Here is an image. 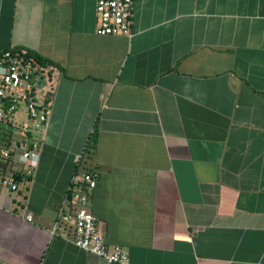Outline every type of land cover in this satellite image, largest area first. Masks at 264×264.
<instances>
[{
	"label": "crops",
	"instance_id": "0c3cea01",
	"mask_svg": "<svg viewBox=\"0 0 264 264\" xmlns=\"http://www.w3.org/2000/svg\"><path fill=\"white\" fill-rule=\"evenodd\" d=\"M95 1L0 0V51L56 67L0 264H108L50 233L77 166L131 264H264V0H133L129 37L94 32Z\"/></svg>",
	"mask_w": 264,
	"mask_h": 264
},
{
	"label": "built area",
	"instance_id": "2783aa9c",
	"mask_svg": "<svg viewBox=\"0 0 264 264\" xmlns=\"http://www.w3.org/2000/svg\"><path fill=\"white\" fill-rule=\"evenodd\" d=\"M133 0H96L94 32L98 35H131ZM56 67L37 60L25 49L0 51V187L16 192L33 176L48 124L56 87ZM79 163L80 155L74 159ZM96 173L77 166L57 207L50 233L70 230V240L108 264H131L114 244L109 249L89 209Z\"/></svg>",
	"mask_w": 264,
	"mask_h": 264
},
{
	"label": "trees",
	"instance_id": "16d2710c",
	"mask_svg": "<svg viewBox=\"0 0 264 264\" xmlns=\"http://www.w3.org/2000/svg\"><path fill=\"white\" fill-rule=\"evenodd\" d=\"M28 54L33 56V53H31V52H28ZM34 57H35L37 60H40V59H41L38 55H35V54H34ZM40 61H41V60H40ZM1 188H3V187H1Z\"/></svg>",
	"mask_w": 264,
	"mask_h": 264
}]
</instances>
